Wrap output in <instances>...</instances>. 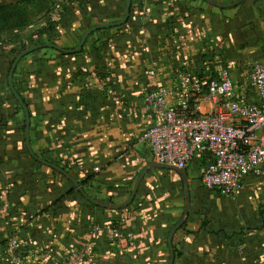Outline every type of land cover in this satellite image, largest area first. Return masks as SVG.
I'll use <instances>...</instances> for the list:
<instances>
[{
  "label": "crops",
  "instance_id": "1",
  "mask_svg": "<svg viewBox=\"0 0 264 264\" xmlns=\"http://www.w3.org/2000/svg\"><path fill=\"white\" fill-rule=\"evenodd\" d=\"M56 1L40 21L0 32V262L18 231L28 264H60L86 244L92 247L87 264H167V236L184 209L178 173L149 170L132 203L111 211L91 204L26 150L24 115L7 84L11 50H23L17 46L43 28L42 39L53 41L46 44L74 49L88 28L124 17L125 0ZM81 49L70 55L42 48L23 57L13 85L28 110L33 153L70 175L87 196L120 203L151 161L139 137L155 118L143 111L141 91L175 96L182 73L202 79L244 70L243 81L233 79L235 99L256 102L249 67L264 59V0L231 8L132 0L125 24L91 33ZM199 106L203 113L213 109L209 102ZM205 164L199 156L184 168L190 208L173 236V264H264V177L248 176L238 195L222 196L201 185ZM106 222L122 233L116 244L90 235L91 226Z\"/></svg>",
  "mask_w": 264,
  "mask_h": 264
},
{
  "label": "built area",
  "instance_id": "2",
  "mask_svg": "<svg viewBox=\"0 0 264 264\" xmlns=\"http://www.w3.org/2000/svg\"><path fill=\"white\" fill-rule=\"evenodd\" d=\"M249 69L255 103L235 99L234 81L225 69L202 79L180 74L175 96L165 89L141 91L143 111L155 118L139 137L151 161L185 168L205 156L201 185L222 196L238 195L248 176L264 177V59L252 62ZM201 102L211 103L212 111L203 113ZM103 234L113 244L123 238L112 223L91 226L90 235ZM125 239L131 241L132 235ZM91 256L92 247L86 244L69 250L60 264H87ZM0 264H28L20 232L8 238Z\"/></svg>",
  "mask_w": 264,
  "mask_h": 264
},
{
  "label": "water",
  "instance_id": "3",
  "mask_svg": "<svg viewBox=\"0 0 264 264\" xmlns=\"http://www.w3.org/2000/svg\"><path fill=\"white\" fill-rule=\"evenodd\" d=\"M203 1L209 3L210 5L216 6L218 8H231V7L239 5L244 0H236L233 3L224 4V5L218 4V3H216L213 0H203ZM131 2H132V0H125L124 17L121 20H119L117 22H113V23H105V24L96 25V26H92V27L88 28L86 31L83 32V34L80 37L78 45L74 49L66 50V49L61 48L58 45H55V44H42V45H35V46L29 47V48L21 51L20 53H18L16 55V57L14 58L11 66L9 68V71H8V74H7V84H8V88H9L12 96L14 97V99L17 101V103L21 107V110H22L23 115H24V121H25V125H24V142H25L26 150H27L28 154L30 155V157L32 159H34L35 161H37L38 163H40V164H42L44 166L50 167L52 170L58 172L59 174L63 175L66 179L71 181L72 184L77 189V191L87 201H89L91 204H93V205H95V206H97L99 208L107 209V210H111V211H115V210H120V209L126 208L134 200L136 192H137V188L139 186V183L141 182V180L143 179L144 175L149 170H151V169H165V170L175 171L176 173L179 174L181 182H182L183 193H184V209H183L181 217L176 221V223L170 229V231L168 233V236H167V246H168V250H169V260H168L167 264H173L174 258H175L173 247H172L173 236L176 233V231L178 229H180L183 226V224L185 223L187 215H188V212H189V208H190V196H189L188 177H187V174H186V170L184 168H179V167H175V166H171V165H167V164H160V163H157L155 161H150L149 163H147V165L139 173L137 179L135 180V182L133 184V187H132L128 197L125 200H123L120 203H111V202H108V201H102V200L93 199V198L87 196L84 193L82 187H80V185L70 175L65 173L61 168H59L55 164L46 162L45 160L37 157L33 153L32 149H31V146H30V140H29V123H30V120H29L28 110H27L26 105L22 101L21 97L19 96V94L15 90L14 85H13V74H14V71L16 69L17 64L19 63V61L23 57H25V56H27V55H29V54H31V53L39 50V49H42V48H50V49H54L56 51H59L61 53L70 54V55L77 53L83 47L87 37L91 33L95 32L97 30L116 28V27H119V26H122L123 24H125L127 22L128 18H129Z\"/></svg>",
  "mask_w": 264,
  "mask_h": 264
},
{
  "label": "trees",
  "instance_id": "4",
  "mask_svg": "<svg viewBox=\"0 0 264 264\" xmlns=\"http://www.w3.org/2000/svg\"><path fill=\"white\" fill-rule=\"evenodd\" d=\"M28 7L14 5L0 8V32L20 31L29 25L32 17L43 13L49 7L50 0H24ZM51 29V27H50ZM46 29H41L39 32L32 34L27 40V47L22 43V48L27 49L31 46L42 45L46 43H53L49 38L42 39L43 33ZM25 42V43H26ZM21 50V51H23ZM21 51L11 50L12 60L10 66L18 53ZM82 49L78 53H80ZM62 55V54H60ZM10 68V67H9ZM9 71V70H8Z\"/></svg>",
  "mask_w": 264,
  "mask_h": 264
},
{
  "label": "rangeland",
  "instance_id": "5",
  "mask_svg": "<svg viewBox=\"0 0 264 264\" xmlns=\"http://www.w3.org/2000/svg\"><path fill=\"white\" fill-rule=\"evenodd\" d=\"M56 4H57V1L56 0H50V2H49V7H48V9L46 10V11H44L43 13H41V14H38V15H36V16H34V17H32L31 19H30V21H29V25L33 22V21H40L41 20V18L44 16H47V15H49V14H51V13H53L54 12V9H55V7H56ZM14 6V5H19V6H24V7H28L27 5H26V2L24 1V0H0V8H4V7H7V6ZM10 33V32H9ZM23 43V42H22ZM20 46H22V44H19L17 47L18 48H20ZM14 51H15V49H14ZM243 72H245L244 70H243ZM243 72L242 71H240V70H237V71H235V72H233L232 74H231V77H232V79H234L235 80V82H237V83H239L238 81L239 80H242L243 81V79H244V76H245V74H243ZM231 73V72H230ZM248 74V73H247ZM244 75V76H243Z\"/></svg>",
  "mask_w": 264,
  "mask_h": 264
}]
</instances>
